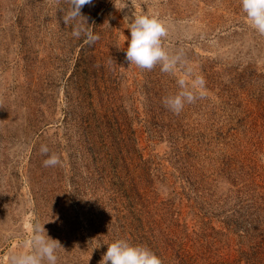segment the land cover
<instances>
[{
  "label": "rangeland",
  "instance_id": "374dc122",
  "mask_svg": "<svg viewBox=\"0 0 264 264\" xmlns=\"http://www.w3.org/2000/svg\"><path fill=\"white\" fill-rule=\"evenodd\" d=\"M69 8L0 0V264L37 223L57 264H100L117 239L162 264H264V36L241 0H92V44ZM145 12L183 54L175 74L126 60L128 22ZM198 76L203 97L165 106Z\"/></svg>",
  "mask_w": 264,
  "mask_h": 264
},
{
  "label": "clouds",
  "instance_id": "9594fccd",
  "mask_svg": "<svg viewBox=\"0 0 264 264\" xmlns=\"http://www.w3.org/2000/svg\"><path fill=\"white\" fill-rule=\"evenodd\" d=\"M91 2L92 0H68L70 8L67 15L63 17L65 24H68L69 21L76 22L72 25V35L79 38L83 33L89 44L99 40V35L94 33L81 15V8ZM241 5L249 26L264 36V0H241ZM125 19L129 18L126 16ZM127 28L130 30L131 38L126 49V60L130 65L151 71L159 64L162 72L175 74L178 64L183 63V54L181 52L172 55L166 49L164 44V40L168 36L166 20L161 19L156 13L145 12L133 15ZM190 73L191 69L189 68L186 75ZM177 83L180 91L166 97L163 102L166 107L179 114L185 103H193L198 98L196 89L200 90L199 96L203 97L205 81L202 76H198L191 81L190 85L184 78L178 79ZM41 152L47 155L48 147L42 145ZM43 164L45 167H55L60 164V158L53 153L48 155ZM43 225L37 223L32 226L28 250L11 254L9 264H57V252L62 247L58 240L47 235ZM100 264H162V260L145 245L130 243L126 239H117L108 243L107 251Z\"/></svg>",
  "mask_w": 264,
  "mask_h": 264
}]
</instances>
